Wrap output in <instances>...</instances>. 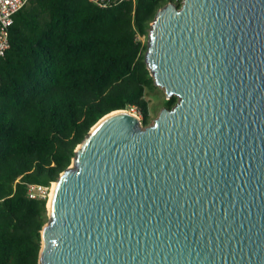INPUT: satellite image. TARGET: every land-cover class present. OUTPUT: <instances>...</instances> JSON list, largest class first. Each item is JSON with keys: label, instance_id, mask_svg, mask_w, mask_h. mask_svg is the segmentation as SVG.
I'll list each match as a JSON object with an SVG mask.
<instances>
[{"label": "water", "instance_id": "95a60500", "mask_svg": "<svg viewBox=\"0 0 264 264\" xmlns=\"http://www.w3.org/2000/svg\"><path fill=\"white\" fill-rule=\"evenodd\" d=\"M181 1L145 54L177 104L91 129L53 183L39 264H264V0Z\"/></svg>", "mask_w": 264, "mask_h": 264}, {"label": "trees", "instance_id": "16d2710c", "mask_svg": "<svg viewBox=\"0 0 264 264\" xmlns=\"http://www.w3.org/2000/svg\"><path fill=\"white\" fill-rule=\"evenodd\" d=\"M170 1L30 0L14 17L0 61V264H39L50 187L106 115L151 120L155 85L146 61L151 25ZM146 38L137 40V36ZM176 96L163 107L173 108Z\"/></svg>", "mask_w": 264, "mask_h": 264}, {"label": "built area", "instance_id": "2783aa9c", "mask_svg": "<svg viewBox=\"0 0 264 264\" xmlns=\"http://www.w3.org/2000/svg\"><path fill=\"white\" fill-rule=\"evenodd\" d=\"M90 1L100 7H106L115 0ZM29 2L30 0H0V61L6 55L11 46L10 30L14 24V17L18 12L25 8ZM137 40L144 41L146 38L138 35ZM49 190L50 187L48 186L34 184L29 186L28 196L32 199H46L50 197Z\"/></svg>", "mask_w": 264, "mask_h": 264}, {"label": "rangeland", "instance_id": "374dc122", "mask_svg": "<svg viewBox=\"0 0 264 264\" xmlns=\"http://www.w3.org/2000/svg\"><path fill=\"white\" fill-rule=\"evenodd\" d=\"M165 97H166L165 91L159 87L149 93L148 99L150 100V107H151V120H150L149 125H152L154 121L159 117L163 109V102H164ZM133 112L142 120V116L138 112H136L135 110ZM52 188H53V183L50 186L49 195L52 194L51 193ZM48 202H49V199H48Z\"/></svg>", "mask_w": 264, "mask_h": 264}, {"label": "bare ground", "instance_id": "6f19581e", "mask_svg": "<svg viewBox=\"0 0 264 264\" xmlns=\"http://www.w3.org/2000/svg\"><path fill=\"white\" fill-rule=\"evenodd\" d=\"M54 187V186H53ZM53 189V188H52Z\"/></svg>", "mask_w": 264, "mask_h": 264}]
</instances>
